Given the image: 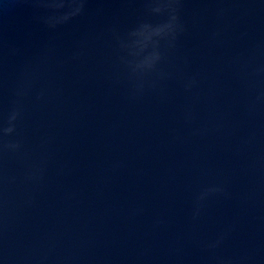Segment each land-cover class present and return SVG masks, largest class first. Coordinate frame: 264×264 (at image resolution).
Masks as SVG:
<instances>
[{
  "label": "water",
  "instance_id": "95a60500",
  "mask_svg": "<svg viewBox=\"0 0 264 264\" xmlns=\"http://www.w3.org/2000/svg\"><path fill=\"white\" fill-rule=\"evenodd\" d=\"M0 264H264V0H0Z\"/></svg>",
  "mask_w": 264,
  "mask_h": 264
}]
</instances>
